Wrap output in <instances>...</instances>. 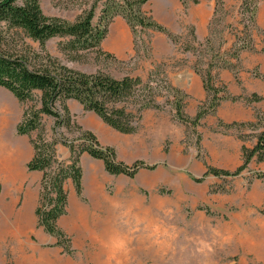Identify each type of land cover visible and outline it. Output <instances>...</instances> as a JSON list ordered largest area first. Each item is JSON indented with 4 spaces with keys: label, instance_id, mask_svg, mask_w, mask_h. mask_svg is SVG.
<instances>
[{
    "label": "rangeland",
    "instance_id": "rangeland-1",
    "mask_svg": "<svg viewBox=\"0 0 264 264\" xmlns=\"http://www.w3.org/2000/svg\"><path fill=\"white\" fill-rule=\"evenodd\" d=\"M93 1L40 0V4L46 15L74 21L91 7ZM237 3L238 0H231V4L226 6L224 0H216L207 39L195 40L192 26H188L182 34H176L166 27L177 35V42H172L166 33L160 31L138 30L134 33L122 16L115 17L108 24H105L106 21L101 23L100 3L95 10L93 25L101 28L107 26V35L100 46L114 59L105 54L85 51L79 60H73L62 49L65 39L58 36L48 40L46 48L52 57L58 58L63 64L86 73L100 70L116 78L129 75L143 80L151 72L155 76H166L173 86L185 93L183 111L193 118L207 97L200 72L208 65L212 66L213 72L223 82H228L226 78H233L239 89L246 85L238 95L249 97L252 92L264 95V81L256 76L264 73V27L257 25L256 20L253 25L249 20L251 13L243 14L240 6L238 14H235ZM144 9L151 11L148 3ZM120 19L124 21L123 24L119 23ZM116 34L121 42L117 49L109 43ZM157 34H161V39L156 38ZM11 43H17L21 50L27 46L39 50V44L27 37H15ZM244 45L248 48L242 50L239 59L235 60L234 48ZM225 63L231 65L230 68L224 69ZM165 95L159 99L164 105L163 109L150 108L142 113L137 131L129 135L132 147L124 142L114 147L120 160L132 163L140 159L156 167L143 168L133 177L116 176L107 173L97 160L90 159L88 162L80 159L82 193L75 191L71 180L66 182L67 212L58 220L68 241L57 245V238L44 232L38 225L31 231L29 241L33 243L39 242L42 234L49 235L45 236L42 248L49 251L47 254L58 250L60 259L55 264H100V250L110 242L109 238L103 239L104 243L93 241L68 227L75 210L72 201L87 208L89 222L94 220L98 225L110 222L113 233H116L115 230L120 232L122 226L127 225L124 224L126 221L128 225H134L131 213L135 210H148L150 214L159 216L160 224L164 226L160 249L149 254V257L146 255L137 260L131 257L130 264H264V178H256L258 173L264 172V162L251 161L238 176L204 175L208 165L234 171L241 164L242 145L252 147L256 143L255 131L251 126H237L222 133L223 128L216 131L218 121L257 123L255 115L259 114L263 125L264 100L251 103L238 100L243 107L235 110L236 116L246 115L247 110V113L252 112L251 120L227 121L216 111L193 126L177 118L174 108L165 104ZM67 104L79 124L85 120L94 126L98 121V116L84 110L78 101L70 99ZM19 105L23 114L31 102H19ZM44 124L50 134L55 119L47 116ZM63 131L59 129V134L75 143L81 141L78 131ZM243 135L248 136L244 142L239 139ZM199 178H202L201 181L197 180ZM94 193L96 197L93 198ZM101 197L108 199V208L97 203ZM218 230L224 233L228 231L227 234L235 236V240L227 245L225 252L217 251V255L211 256L205 254L201 244L208 241L206 236L211 231ZM240 240L245 241L244 248ZM67 250L71 253H67Z\"/></svg>",
    "mask_w": 264,
    "mask_h": 264
},
{
    "label": "trees",
    "instance_id": "trees-1",
    "mask_svg": "<svg viewBox=\"0 0 264 264\" xmlns=\"http://www.w3.org/2000/svg\"><path fill=\"white\" fill-rule=\"evenodd\" d=\"M148 2L149 0H94L88 10L74 21H69L46 15L40 0H0V86L10 91L19 102H31L22 114L17 132L29 136L34 150L27 164L28 170L42 173L36 209L37 225L56 237L59 246L68 241L66 234L58 225L59 218L67 212L68 190L65 185L71 180L75 191L78 194L82 193L80 159L83 153L101 160L105 171L116 176L133 177L143 168L156 167L140 159L132 163L120 160L113 146L101 144L94 132L83 128L75 120L67 104L68 100L78 101L84 110L94 112L107 125L124 134L137 131L145 110L163 109L164 105L159 99L165 94L167 98L165 104L174 108L177 118L193 126L198 125L207 115L216 113L221 103L226 100H244L247 103L264 100V95L257 92H252L249 97L231 94L227 83L219 79L212 66L208 65L200 72L207 92L206 100L199 105L195 117L189 118L183 111L185 93L173 86L166 76H155L151 72L150 76L143 80L141 77L129 75L116 78L100 70L86 73L63 64L47 51L48 40L58 36L65 39L62 49L73 60H79L85 51L105 54L114 59L112 54L103 51L100 46L107 35V26L101 28L93 25L95 10L100 3L101 23L106 21L105 24H108L115 17L122 16L134 33L138 30L160 31L166 33L172 42H177V35L158 23L151 11H145L144 5ZM181 2L186 8L189 0ZM258 2L259 0H241L240 4L243 14L251 13L249 20L253 25ZM192 35L197 40L195 34ZM15 37L30 38L39 44V50L36 51L27 44L26 49L21 50L17 43L15 45L11 43ZM247 48L245 45L234 48L235 60H238L239 53ZM25 51L29 53L24 54ZM230 66L225 63L223 68ZM256 76L264 81V73ZM47 116L55 119L53 132L50 134L45 130L44 120ZM255 120L257 123L218 121L216 131L223 128L222 133L229 132L237 126H251L255 131L256 143L252 147L242 145L241 164L234 171L208 165L204 175L211 173L216 176H238L247 169L251 161L264 162V122L262 125L259 114L255 115ZM59 129L67 132L73 129L78 131L81 141L75 143L74 140L60 135ZM248 136H239V139L244 142ZM61 143L70 150L67 159H62L58 155L57 147ZM256 178H264V172L258 173ZM67 253L71 251L67 250Z\"/></svg>",
    "mask_w": 264,
    "mask_h": 264
},
{
    "label": "crops",
    "instance_id": "crops-1",
    "mask_svg": "<svg viewBox=\"0 0 264 264\" xmlns=\"http://www.w3.org/2000/svg\"><path fill=\"white\" fill-rule=\"evenodd\" d=\"M224 1L226 6L231 4V0ZM240 3L241 0H238L235 14H238ZM148 4L154 19L170 31L182 34L188 26H192L196 39L204 40L209 33L216 0H198L196 3L189 0L186 8L181 0H150ZM256 22L257 25L264 27V0L258 2ZM119 23L123 24L124 21L120 19ZM161 37V34L156 36L159 39ZM262 70L264 72V64ZM232 79L225 80L228 81L230 93L238 95L243 87L247 86L239 89ZM242 107L238 101H225L217 111L227 121L251 120L252 112L247 113V110L246 115L236 116L235 110H241ZM21 118L22 111L17 98L0 86V264H55V261L60 259L58 250H52L47 254L49 251L42 248L45 236L49 235L42 234L39 242L29 241L31 231L35 225L37 226L36 209L42 173L29 171L27 168L34 150L29 136L17 132ZM97 119L94 126L85 120L80 124L92 130L103 145L117 147L124 142L132 147L130 134L116 131L99 116ZM57 152L61 158L70 156V150L65 145L58 146ZM90 159L99 161L104 167L101 160L92 158L88 153L81 156V160L89 162Z\"/></svg>",
    "mask_w": 264,
    "mask_h": 264
},
{
    "label": "bare ground",
    "instance_id": "bare-ground-1",
    "mask_svg": "<svg viewBox=\"0 0 264 264\" xmlns=\"http://www.w3.org/2000/svg\"><path fill=\"white\" fill-rule=\"evenodd\" d=\"M109 43L111 47L115 49L121 46V42L117 34L115 37L110 38ZM94 197H96L95 193L93 194V198ZM101 198L102 199L98 200L97 203L102 204V207L105 209L108 208V199L104 197ZM72 202L75 204V210L73 211V217H71L69 223L70 229L77 234L83 235V237H90L93 241H103L105 238H109L110 240V242L106 244L107 246L100 250V264H130L129 259L131 257H134L137 260L138 257L148 256L149 254L151 255L160 249L161 243L159 242L161 236H163L161 235V231L163 232L164 226H161L159 216L150 214L148 210H132L133 213H131V216L134 225L130 226L126 221L124 224L127 225H123L120 232L115 230L116 233H113V225L110 222L102 225H98L94 220L92 223L89 222L86 217L87 208L82 204H79L77 201ZM92 227H95V229ZM87 232L88 234L84 235V233ZM227 233L228 231L226 233L222 231H211L209 235L206 236L208 241L201 244L203 252L211 256V254L218 253L217 251L226 250L227 245L229 243L232 244L231 242L235 237L230 236ZM245 241L240 240V244L243 248L245 247Z\"/></svg>",
    "mask_w": 264,
    "mask_h": 264
}]
</instances>
